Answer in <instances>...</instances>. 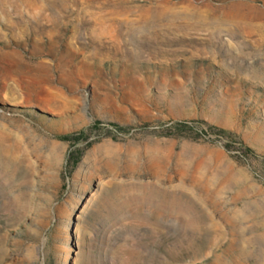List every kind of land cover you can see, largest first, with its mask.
<instances>
[{
  "label": "rangeland",
  "instance_id": "374dc122",
  "mask_svg": "<svg viewBox=\"0 0 264 264\" xmlns=\"http://www.w3.org/2000/svg\"><path fill=\"white\" fill-rule=\"evenodd\" d=\"M0 264H264V0H0Z\"/></svg>",
  "mask_w": 264,
  "mask_h": 264
},
{
  "label": "trees",
  "instance_id": "16d2710c",
  "mask_svg": "<svg viewBox=\"0 0 264 264\" xmlns=\"http://www.w3.org/2000/svg\"><path fill=\"white\" fill-rule=\"evenodd\" d=\"M112 125L118 128H122V127H119V125L115 123H113ZM164 129L166 130V134L171 135V134H177V133H180V132L186 131L187 129H192V128L189 125H187V123L184 121H174L173 123L167 125ZM200 131L206 132L207 129L202 127ZM86 137H87V131H85L84 129H82L78 134L72 133V134H64L60 136V138L62 139L70 140V143L74 146V147H71L66 154V159H65L66 166L73 167L77 163V161L80 158V155L83 152V148L79 146H75V140L79 138L81 139L86 138Z\"/></svg>",
  "mask_w": 264,
  "mask_h": 264
}]
</instances>
